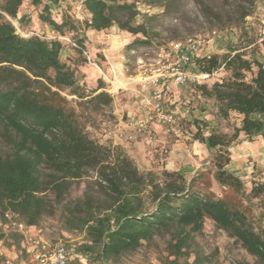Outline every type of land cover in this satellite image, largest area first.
Segmentation results:
<instances>
[{
  "label": "trees",
  "instance_id": "trees-1",
  "mask_svg": "<svg viewBox=\"0 0 264 264\" xmlns=\"http://www.w3.org/2000/svg\"><path fill=\"white\" fill-rule=\"evenodd\" d=\"M62 1L30 0V5L37 18L58 35L80 27L96 32L117 27L134 36L132 43H146L147 24L153 16L139 22L138 5L168 11L175 0H81V22L68 10L61 11L60 21L52 16L53 8H60ZM23 3L0 0V126L8 143V150L0 153V218L4 220V212L11 211L27 225L36 226L52 211L44 196L46 191L62 202L73 182L92 172L95 178L90 192L62 205L65 227L85 236L76 253L107 262L135 252L142 242L173 228L168 252L174 257L172 264H181L179 258L189 255L193 236L209 218L264 264V178L254 179L247 193L259 199L261 212L253 220L214 194L187 184L180 172L163 171L161 176L140 173L120 148L89 138L61 103L64 100L58 91L68 88L72 95L89 97L86 102L107 104L112 98L104 91L96 93L104 88L100 77L97 85L84 93L76 76L79 64L71 66L61 59L60 40L16 32L8 18L25 24L28 16L19 15ZM75 42L82 55L83 38L77 36ZM194 63L198 70L223 65L229 72L221 83L197 85L194 90L214 101L220 117L227 118L230 112L239 114L240 126L229 138L215 131L204 136L199 130L195 138L212 152L216 181L240 190L241 180L225 168L230 161L228 147L239 133L249 139L264 138V116L260 118L264 115V64L238 51L223 57H198ZM12 235L18 237L16 244L20 245L21 236ZM3 239L5 234L0 229V241ZM205 259L196 255L193 262L202 264Z\"/></svg>",
  "mask_w": 264,
  "mask_h": 264
},
{
  "label": "rangeland",
  "instance_id": "rangeland-1",
  "mask_svg": "<svg viewBox=\"0 0 264 264\" xmlns=\"http://www.w3.org/2000/svg\"><path fill=\"white\" fill-rule=\"evenodd\" d=\"M138 8L139 22L143 17L153 16L147 24L149 34L146 43H132L134 36L117 27L104 32L80 27L76 31L58 35L37 18L30 0H24L19 14L28 16L25 24L21 26L16 19L7 18L22 36L37 35L49 40H60L63 45L61 59L71 66L79 64L76 76L85 94L97 85L99 77L102 79L104 88L96 93L104 91L109 94L112 99L107 104L96 100L86 102L84 100L89 97L79 98L72 95L68 88L58 91L64 100L60 102L72 112L74 120L89 138L109 147L120 148L140 173L153 172L161 176L163 171L180 172L187 184L201 192L214 194L255 220L261 212L259 199L250 198L247 193L254 179L264 178V138L259 135L249 139L239 133L228 147L230 161L225 168L241 180L243 187L240 190L221 186L216 181L212 152L195 138L199 134L198 130L204 136L215 131L229 138L235 128L240 126L239 114L230 112L227 118L220 117L214 101L196 91L193 93L194 99L189 101L184 110H174L178 134L166 133L162 128L166 138L158 144L146 132L136 135L131 141L107 139L101 135L100 128L108 118L126 120L134 116L136 111H128L127 107L135 104L133 94L139 69L138 60L149 62L159 48L171 41L200 36L205 40L210 55L223 57L229 52L238 51L245 58L256 59L264 64V0H175L169 5L168 11L142 3ZM62 10H68L72 18L79 22L84 16L81 0H63L60 8H53L52 16L57 21L61 19ZM77 36L83 38L85 45L82 55H79L76 48ZM221 76L226 79L229 72L223 69ZM187 85L189 89H194L193 85ZM6 150L8 143L0 126V153ZM94 178L91 172L75 180L62 202H58L51 191H46L44 196L51 204L52 211L41 218L35 226V233L52 244H74L76 250L85 241V236L81 231L65 227L62 205L83 198L93 187ZM3 222L0 218V229L5 234L0 244L13 245L17 258L23 257L21 244H16L18 237L13 236L3 226ZM173 230L169 228L161 231L150 241L142 242L135 252L123 254L114 260L100 262L92 255L77 253V256L72 255L68 264H172L174 257L168 252V243ZM187 251L189 255L179 258L181 264L185 261L194 264L196 255L206 258L202 264H262L247 253L239 242L217 228L209 218L205 219L202 230L193 236Z\"/></svg>",
  "mask_w": 264,
  "mask_h": 264
},
{
  "label": "built area",
  "instance_id": "built-area-1",
  "mask_svg": "<svg viewBox=\"0 0 264 264\" xmlns=\"http://www.w3.org/2000/svg\"><path fill=\"white\" fill-rule=\"evenodd\" d=\"M210 56L203 38L188 36L159 48L147 63L142 59L138 60L136 81L142 88L150 90L149 105L153 119L166 133L178 134L176 113L163 105L172 86H210L214 82H222L223 65L210 71L194 68L196 58ZM145 131V124L134 116H129L126 120L108 118L100 128L101 135L111 140L131 141ZM3 226L21 236L23 253L21 258L5 259L4 264H68L72 255L77 256L74 244H52L46 241L35 233V226L27 225L14 212H4Z\"/></svg>",
  "mask_w": 264,
  "mask_h": 264
},
{
  "label": "crops",
  "instance_id": "crops-1",
  "mask_svg": "<svg viewBox=\"0 0 264 264\" xmlns=\"http://www.w3.org/2000/svg\"><path fill=\"white\" fill-rule=\"evenodd\" d=\"M188 87V88H187ZM135 104L134 106H128V111L134 112V117L145 124L146 133L155 143L158 144L165 140L166 135L162 132V127L153 119L151 107L149 101L151 99L150 90L142 88L136 82V88L134 89ZM196 92L194 89H189V86H172L171 91L166 95L163 100V105L174 111L175 109L184 110L189 104V101L194 99L193 93ZM194 103V102H192ZM176 113V111H174ZM250 154V152H248ZM7 258H17L16 251L13 245H1L0 244V264H4Z\"/></svg>",
  "mask_w": 264,
  "mask_h": 264
}]
</instances>
